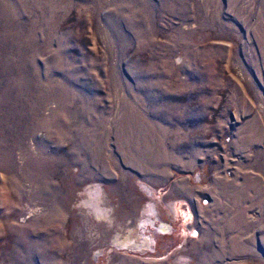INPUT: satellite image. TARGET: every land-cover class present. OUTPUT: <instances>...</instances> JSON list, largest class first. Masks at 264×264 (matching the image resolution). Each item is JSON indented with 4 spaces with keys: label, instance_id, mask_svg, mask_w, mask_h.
<instances>
[{
    "label": "rangeland",
    "instance_id": "rangeland-1",
    "mask_svg": "<svg viewBox=\"0 0 264 264\" xmlns=\"http://www.w3.org/2000/svg\"><path fill=\"white\" fill-rule=\"evenodd\" d=\"M0 264H264V0H0Z\"/></svg>",
    "mask_w": 264,
    "mask_h": 264
},
{
    "label": "bare ground",
    "instance_id": "bare-ground-1",
    "mask_svg": "<svg viewBox=\"0 0 264 264\" xmlns=\"http://www.w3.org/2000/svg\"><path fill=\"white\" fill-rule=\"evenodd\" d=\"M84 152L86 153L87 152V149H85L84 150ZM147 205H149V204H147ZM151 206V205H150ZM151 209V211H149L148 210V208H146V210H145V218L146 219H150V223H154V218L155 217H158V215H156L155 217H153V218H151L149 215L151 214V213H153V212H155V208L152 206V207H150ZM148 212V213H147ZM157 219V218H156ZM146 221H145V219H143V220H141L140 221V223H139V226L140 225H143L144 223H145ZM161 222V224H160V226H159V228H160V230L161 231H163V232H168V230H169V224L167 223V222H164V221H160ZM156 223V222H155ZM154 223V224H155ZM125 243L126 244H129L130 246H135V247H137V248H139V247H141V246H143V247H146V246H148V244H149V239H147V238H142L141 240H139V241H135L134 239H128V240H125Z\"/></svg>",
    "mask_w": 264,
    "mask_h": 264
}]
</instances>
